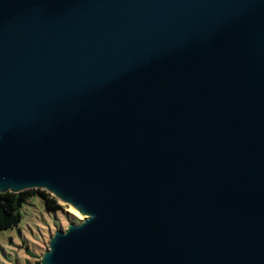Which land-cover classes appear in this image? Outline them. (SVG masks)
Instances as JSON below:
<instances>
[{
  "label": "water",
  "instance_id": "obj_1",
  "mask_svg": "<svg viewBox=\"0 0 264 264\" xmlns=\"http://www.w3.org/2000/svg\"><path fill=\"white\" fill-rule=\"evenodd\" d=\"M84 216L40 264H264V0H0V193Z\"/></svg>",
  "mask_w": 264,
  "mask_h": 264
},
{
  "label": "rangeland",
  "instance_id": "obj_2",
  "mask_svg": "<svg viewBox=\"0 0 264 264\" xmlns=\"http://www.w3.org/2000/svg\"><path fill=\"white\" fill-rule=\"evenodd\" d=\"M61 204L63 211L58 210L55 216L46 210L40 196L30 198L22 206L23 219L19 226L0 231V264H40L50 237L58 229H66L70 222L79 223L84 218L72 206Z\"/></svg>",
  "mask_w": 264,
  "mask_h": 264
},
{
  "label": "trees",
  "instance_id": "obj_3",
  "mask_svg": "<svg viewBox=\"0 0 264 264\" xmlns=\"http://www.w3.org/2000/svg\"><path fill=\"white\" fill-rule=\"evenodd\" d=\"M34 196H40L45 204V208L48 212H54L55 216L58 210L63 211V205L60 201L48 193L46 189H27L17 192H6L4 194L0 193V231H7L18 227L22 215V206L25 205L30 198ZM33 255V254H32ZM28 264H32L28 262ZM39 264V262H38Z\"/></svg>",
  "mask_w": 264,
  "mask_h": 264
},
{
  "label": "bare ground",
  "instance_id": "obj_4",
  "mask_svg": "<svg viewBox=\"0 0 264 264\" xmlns=\"http://www.w3.org/2000/svg\"><path fill=\"white\" fill-rule=\"evenodd\" d=\"M73 208V207H72ZM73 210H75L74 208H73ZM75 212H77L76 210H75ZM78 213V212H77Z\"/></svg>",
  "mask_w": 264,
  "mask_h": 264
}]
</instances>
